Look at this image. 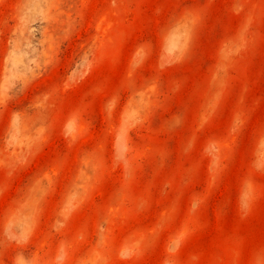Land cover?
<instances>
[{
  "label": "rangeland",
  "instance_id": "1",
  "mask_svg": "<svg viewBox=\"0 0 264 264\" xmlns=\"http://www.w3.org/2000/svg\"><path fill=\"white\" fill-rule=\"evenodd\" d=\"M0 264H264V0H0Z\"/></svg>",
  "mask_w": 264,
  "mask_h": 264
}]
</instances>
